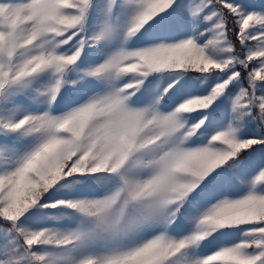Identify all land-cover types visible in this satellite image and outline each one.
I'll return each instance as SVG.
<instances>
[{
	"label": "snow or ice",
	"instance_id": "1",
	"mask_svg": "<svg viewBox=\"0 0 264 264\" xmlns=\"http://www.w3.org/2000/svg\"><path fill=\"white\" fill-rule=\"evenodd\" d=\"M0 264H264V0H0Z\"/></svg>",
	"mask_w": 264,
	"mask_h": 264
}]
</instances>
